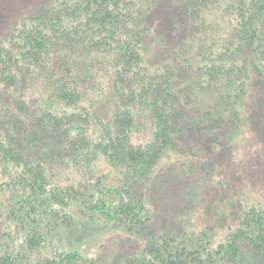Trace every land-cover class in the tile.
I'll return each mask as SVG.
<instances>
[{
	"label": "trees",
	"instance_id": "trees-1",
	"mask_svg": "<svg viewBox=\"0 0 264 264\" xmlns=\"http://www.w3.org/2000/svg\"><path fill=\"white\" fill-rule=\"evenodd\" d=\"M211 1L46 0L0 35V264H102L79 222L141 240L111 264H264V198L216 241L154 223L165 151L241 129L264 81V0H225L220 34Z\"/></svg>",
	"mask_w": 264,
	"mask_h": 264
},
{
	"label": "rangeland",
	"instance_id": "rangeland-1",
	"mask_svg": "<svg viewBox=\"0 0 264 264\" xmlns=\"http://www.w3.org/2000/svg\"><path fill=\"white\" fill-rule=\"evenodd\" d=\"M44 1L0 0V35L9 32L23 14ZM223 4L225 0L209 3L208 23L202 24L203 28L211 26V32L223 33L229 18L222 10ZM152 14L159 16L164 24L169 20V14L165 17L161 9ZM250 101V120L240 121L241 129H234L231 136L226 134L230 125L220 126L215 140H211L204 129H199L182 137L175 150L165 151L160 164L164 175L154 195L157 228L169 225L168 222L180 228L193 227L192 230L210 224L208 235L216 241L224 236L225 228L237 220L238 199L246 206L264 198L263 80L254 83ZM195 102L199 103L200 99ZM235 197L238 199L234 200ZM2 202L0 191V206ZM1 209L0 226L4 218ZM73 233L82 252L100 256L102 264H111L113 256L118 258L124 250L132 251L141 245V240L132 238L118 226L107 228L100 222L94 225L79 222Z\"/></svg>",
	"mask_w": 264,
	"mask_h": 264
}]
</instances>
